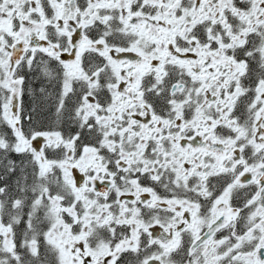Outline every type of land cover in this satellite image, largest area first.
I'll return each mask as SVG.
<instances>
[{"label":"snow or ice","instance_id":"obj_1","mask_svg":"<svg viewBox=\"0 0 264 264\" xmlns=\"http://www.w3.org/2000/svg\"><path fill=\"white\" fill-rule=\"evenodd\" d=\"M0 264H264V0H0Z\"/></svg>","mask_w":264,"mask_h":264}]
</instances>
